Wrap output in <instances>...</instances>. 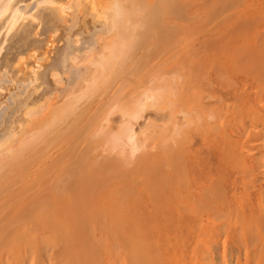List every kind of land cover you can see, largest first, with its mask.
Segmentation results:
<instances>
[{"label": "bare ground", "instance_id": "obj_1", "mask_svg": "<svg viewBox=\"0 0 264 264\" xmlns=\"http://www.w3.org/2000/svg\"><path fill=\"white\" fill-rule=\"evenodd\" d=\"M81 3L70 23L68 0H0V264H24L28 257L38 258L36 264L47 258L52 264H192L200 251L210 249L216 228L233 236L237 264H264V150L255 158L253 148H234L237 141L206 144L211 137L202 129L203 115L210 107L204 102L194 111L184 109L189 100L184 102L185 78L194 73L183 65L187 44L182 34L200 27L199 0ZM35 27L39 29L33 33ZM248 33L243 35L254 36ZM72 36L80 48L75 53ZM178 47L174 57L154 53ZM134 48L150 54L133 53ZM262 59L258 61L264 65ZM69 61L75 68L64 79ZM260 69L264 74V67ZM19 70L24 73L17 74ZM248 76L244 90L249 97L254 85L262 89L264 79ZM51 78L63 89L58 94L50 95ZM1 91L9 93L3 96ZM257 91L254 102L260 98ZM168 118L171 126L159 124ZM144 123L151 129L148 137L142 134ZM189 125L195 127L187 130ZM191 132H197L203 150ZM230 171L245 186L246 177L256 178L250 185L254 190H239L240 182L230 181ZM234 190L243 191V197ZM210 212L218 219L225 215L229 224H205L208 218L212 223ZM104 253L112 260L103 261Z\"/></svg>", "mask_w": 264, "mask_h": 264}, {"label": "rangeland", "instance_id": "obj_2", "mask_svg": "<svg viewBox=\"0 0 264 264\" xmlns=\"http://www.w3.org/2000/svg\"><path fill=\"white\" fill-rule=\"evenodd\" d=\"M55 1H59V2H62V1H67V0H55ZM69 1V6H70V9L68 10V11H66V13L67 14H69L70 15V18L68 19L69 20V22L70 23H72L73 22V20H72V17L74 18L76 15H77V12H76V5H77V3H78V1L79 0H68ZM82 1V3H83V1L84 0H81ZM99 1H101V0H99ZM191 0H189V2H190ZM216 1V2H215ZM245 1V0H244ZM244 1H241V0H199V6H200V15H199V19H198V25H199V23H200V27H198V29L196 30V31H194V30H188V31H186V32H184L183 34H182V39H184L183 41L185 42L184 43V45H186L187 44V46H186V48H185V46H184V48L185 49H182V60L183 61H185V60H187V63H186V61L185 62H183V65L187 68V69H191V70H188L187 71V73H190V74H192V73H194L193 75H194V77L192 76L191 77V75L189 76V74L188 75H186V73H185V75H186V78H185V80H187V82L185 81L184 83V88H185V92H186V95H185V93H184V102L186 101V100H188L187 102H185V107H184V109H186L187 111H190L192 108H197V109H199V107L200 106H198V107H196L195 105H197V104H203L204 102L205 103H207L208 105H206V106H208V108H209V114L206 112V111H204V115H203V117H204V123H205V125H204V127L202 128V129H204V130H206L208 133V138L209 137H211V140H210V142L208 141H206V144L207 143H209V145L211 144V142H212V146H217V145H220L221 144V142L222 141H230V143L231 144H235L236 143V141H237V144H236V146L234 147V148H236L237 147V145H238V149L240 150L242 147H244V148H242L240 151H244L246 148L248 149V147H250L251 149H252V153H250V154H254V155H256L257 154V156H255V158H258L259 156H260V154L258 155V153H259V151H260V153L262 152V150H264V141L263 142H261L262 141V139L264 138V137H262V135L264 136V120H262L263 118H264V85H262L261 87H262V89L261 90H259L258 89V91H257V88H256V86L254 85V88L252 89V93H251V95L248 97V95H247V92L248 91H245L244 90V84L246 83V81L244 80V78L245 79H247V77H249L248 75L250 74L252 77H256L257 79L259 78V80L261 79V81H262V79H264V74H262L261 75V72H263V71H261V67H264V65H262L263 64V57H264V53H263V56H261L260 55V53H262V52H264V48H263V50H261V45L262 46H264L263 44V42H264V38H263V36H264V1L263 0H246L245 2ZM219 2V3H218ZM243 2V3H242ZM247 2H248V4L249 3H251V6L250 5H246V6H248V8L249 7H253V8H251L250 10L248 9V8H246L245 9V6H244V3H246L247 4ZM81 3V4H82ZM204 3V4H203ZM210 3V4H209ZM212 3H215V4H212ZM243 5H242V4ZM258 3V4H257ZM84 4V3H83ZM83 4H82V6H83ZM103 4L104 3H99V7H102L103 6ZM205 5V6H204ZM210 5V6H209ZM214 5V6H213ZM252 5H254V6H252ZM259 7H258V6ZM47 7H49V8H52V7H54L52 4L51 5H46ZM207 6V7H206ZM213 7V9H214V11H213V9H212V7ZM216 6V7H215ZM244 7V9L246 10V13H245V11H243L242 12V9H243V7ZM211 7V8H210ZM206 8V9H205ZM216 8V9H215ZM205 9V10H204ZM239 9H240V11H239ZM243 9V10H244ZM258 9V10H257ZM261 9V10H260ZM75 10V11H74ZM207 10H209V11H207ZM256 11V14H254V12ZM252 11H253V14H252ZM257 11H259L258 13H257ZM208 14H207V13ZM213 12H215V13H213ZM241 12V13H240ZM261 12V13H260ZM263 12V13H262ZM212 13V14H211ZM250 13V15H248ZM260 13V14H259ZM206 14V15H205ZM215 14V15H214ZM235 14V15H234ZM243 14L245 15V16H243ZM252 14V15H251ZM257 14H258V17L257 18H254V17H256L257 16ZM211 15V16H210ZM256 15V16H255ZM208 18H207V17ZM231 16V17H230ZM239 16V18H238V20L239 21H237L236 19H237V17ZM251 16H252V20H253V22H251L252 20H250L249 19V22H251V23H249L248 22V20H246V19H248V18H251ZM209 17H212L211 18V20H210V18ZM244 17V18H243ZM245 17H248V18H245ZM230 18V19H229ZM260 18V19H259ZM206 19V20H205ZM263 19V20H262ZM202 20H204V22L202 21ZM234 20H236V21H234ZM243 20H246V21H243ZM254 20H256V21H254ZM213 21V22H212ZM240 23V24H238V23ZM246 22H248L249 24H247ZM259 22H261L260 24H259ZM243 23L245 24V26L243 25ZM258 23V24H257ZM239 25V27H238V25ZM251 24L252 25H258L256 28H254L255 26H252V28H254L253 29V31L250 29L251 28ZM234 25H236V27L234 26ZM240 25L242 26V28L244 27V29L243 30H241L242 28L240 27ZM246 25H249V26H246ZM238 28L241 30V31H239L238 32ZM39 29V27H35V29L33 30V33H35L37 30ZM258 30H259V32L263 35H259L258 33ZM236 31V32H235ZM251 32L250 34L248 33V32ZM192 34V35H190V33ZM198 32V33H197ZM211 32V33H210ZM233 34H232V33ZM253 32H254V34H253ZM258 32V33H257ZM203 33V34H202ZM243 33H245V34H249L250 36L253 34L254 36H252V37H254V38H252V40H253V43H252V41H251V38H248L247 36H244L243 35ZM201 34V35H200ZM232 34V35H231ZM258 34V35H257ZM44 35H45V33H44ZM208 35H209V37H208ZM214 35V36H213ZM229 35H230V37H229ZM236 36V38H234ZM238 36V37H237ZM258 36H260V37H258ZM242 37H247L246 39L245 38H242ZM192 38V39H191ZM222 38V39H221ZM257 38V39H256ZM77 37L76 36H72L71 37V41H70V46H71V50H72V53H75V52H77V51H79V43H77ZM229 39V40H228ZM235 39V40H234ZM250 39V40H249ZM240 40V41H239ZM244 41V43H243V41ZM257 40V41H256ZM261 40H263V42L261 41ZM80 41L82 42H86V38H81L80 39ZM192 41V42H191ZM251 41V42H250ZM191 44H190V43ZM193 42H194V44H193ZM206 42V43H205ZM208 42V43H207ZM243 43V46L241 47V45L240 44H242ZM252 44L251 46L248 44ZM259 42H261L260 44H259ZM196 43V44H195ZM223 43V44H222ZM254 43L256 44V45H254ZM188 44H190V45H188ZM193 44V45H192ZM230 44V45H229ZM199 45L201 46V47H199ZM232 45V46H231ZM234 45V46H233ZM259 45V49H260V53L258 54V48H256V46H258ZM197 46L199 47V48H197ZM205 46V47H204ZM237 46H238V48H237ZM246 46V47H245ZM190 48V49H188V48ZM193 47H194V49H193ZM232 47V48H231ZM233 47H235L236 49H234ZM256 49H255V48ZM249 48V49H248ZM254 48V49H253ZM187 49V50H186ZM191 49L194 51V50H196L195 51V53L192 51L191 52ZM198 49V50H197ZM238 49H239V51L242 53V52H244L243 54H242V57L240 56L241 55V53L240 52H238ZM242 49V50H241ZM251 49V50H250ZM258 49V50H257ZM134 50H135V48H134ZM133 50V51H134ZM185 50H186V53H185ZM211 50V51H210ZM168 51V52H167ZM178 51H179V47L178 48H166V49H162V50H156V51H154V53L155 54H157V53H160L162 56H165V57H167V56H175L174 54H177L178 53ZM190 53H189V52ZM199 51V52H198ZM233 51H235L234 52V54H232L231 55V53L233 52ZM257 51V52H256ZM136 52H140V53H143V54H147V53H149L150 54V50H148V49H141V50H139V51H137V50H135L133 53H136ZM163 52V53H162ZM184 52V53H183ZM246 52V53H245ZM168 53H170L169 55H168ZM259 55V58L260 59H262V64L258 61L259 60V58H258V60L256 59L257 57H258V55ZM164 54V55H163ZM166 54V55H165ZM186 54H188L187 56H190V57H188V58H186L187 56H186ZM192 55H194V56H192ZM233 55H234V58L232 59V57H233ZM249 55V56H248ZM231 56V57H230ZM246 56V57H245ZM192 57V58H191ZM235 57H237V58H235ZM183 58H185V59H183ZM240 58V59H239ZM246 58V59H245ZM216 59H217V61H216ZM231 59V60H230ZM237 59H238V61L240 62H237ZM251 59V60H250ZM245 60H247V63H248V60H250L249 62H250V64H249V66H251V68H248L249 66L247 65V63L245 64ZM257 60V61H256ZM193 61V62H192ZM221 61H223V62H221ZM235 61V62H234ZM241 61H243V62H241ZM261 61V60H260ZM212 64V66H211V64ZM215 62H217V64H215ZM219 62H221V63H219ZM201 63V64H200ZM223 63V64H222ZM231 64V65H229V64ZM188 64V65H187ZM200 64V65H199ZM207 64V65H206ZM242 64V65H241ZM190 65V66H189ZM204 65V66H203ZM225 65H226V68H225ZM229 65V66H228ZM235 65H238V66H235ZM248 67H247V66ZM200 66H201V69H200ZM231 66V67H230ZM242 66V67H241ZM244 66V67H243ZM189 67V68H188ZM193 67H196V69L197 68H199V69H194ZM205 67V68H204ZM229 67H230V69H229ZM254 67V68H253ZM75 68V66L69 61L68 63H67V65H66V67H65V71H63V75H62V77H64V79H65V77H66V75H70L71 73H72V71H73V69ZM185 68V69H186ZM211 68V69H210ZM232 68H236L237 69V71H238V73H236V71H234V70H236V69H232ZM249 69V71H247L248 69ZM252 68H253V70H254V72L253 71H251L252 70ZM186 69V70H187ZM195 70V71H194ZM230 70H232V74H233V76H236V77H233L232 76V74H231V71ZM244 70H246L247 72H249V74H247V72L246 73H243L244 72ZM191 71V72H190ZM194 71V72H193ZM197 72V73H196ZM234 72V73H233ZM240 72V73H239ZM253 74H252V73ZM24 72L23 71H21V70H19L18 71V73L17 74H19V75H21V74H23ZM201 73V74H200ZM242 73V74H241ZM254 73H256V74H254ZM217 74L219 75V77L217 76ZM222 74V75H221ZM245 74H246V76H245ZM255 75V76H254ZM22 78H23V76H21ZM198 79H197V78ZM250 78V77H249ZM63 79V80H64ZM256 79V80H257ZM189 80V81H188ZM190 80H191V82H190ZM228 81V82H227ZM233 81V82H232ZM239 81V82H238ZM264 81V80H263ZM50 84H51V86L50 87H53V88H51V90H52V93L50 94V95H55V94H58L59 93V91L60 90H63L61 87H59L58 85H56V83L54 82V80L51 78V80H50ZM64 82H66L65 80H64ZM189 82V83H188ZM259 81L257 80V83H258ZM198 85H197V84ZM232 83V84H231ZM262 84H264L263 82H261ZM261 83H258V85L259 84H261ZM190 84V85H189ZM191 84H192V86H191ZM231 84V85H230ZM256 84V83H255ZM170 85H171V88H173V85L175 86L176 85V83L173 81L172 83H170ZM188 85H189V87H188ZM200 85H201V87H200ZM235 85H237V87L235 86ZM257 85V84H256ZM185 86H187V88L185 87ZM57 87H58V90H57ZM231 87V88H230ZM233 91H231L230 89ZM239 89L238 91H240V92H238L236 89ZM38 89V88H37ZM189 89V90H188ZM193 89V90H192ZM212 89V90H211ZM201 90V91H200ZM244 90V91H243ZM190 92V93H188V92ZM209 91V92H208ZM256 91H257V93L259 92H261L260 93V95H259V93L257 94L258 95V98H259V96H260V98L258 99V101L257 102H254V101H256L257 100V96L255 95V93H256ZM192 92H193V94H192ZM199 92V93H198ZM239 94H238V93ZM255 92V93H254ZM9 93V91H1V94H3V96H5V95H7ZM194 93H196V94H194ZM235 93H237L236 95H235ZM191 94V95H190ZM198 94V98L196 99V95ZM201 94V95H200ZM243 94V95H242ZM240 95V96H239ZM190 96H191V98H190ZM193 96V97H192ZM201 96L203 97V98H201ZM214 96V98H212ZM230 96H232V97H230ZM244 96V97H243ZM256 96V97H255ZM189 97V98H188ZM195 97V98H194ZM211 97V98H210ZM239 97H241V98H239ZM186 98V99H185ZM231 98V99H230ZM237 98H238V100H237ZM202 99H204L203 101H202ZM191 100H193V102H191ZM194 100H196V101H194ZM214 100V101H213ZM220 100H222V101H220ZM233 100V101H232ZM259 100L261 101V102H259ZM201 101V103H199ZM191 102V103H190ZM198 102V103H197ZM215 104H214V103ZM259 102V103H258ZM211 105H210V104ZM235 103V104H234ZM249 103V104H248ZM188 104H192L191 106L190 105H188ZM228 105H229V107H228ZM242 105H243V107H242ZM251 105H252V107L254 108V110L253 109H251L252 107H251ZM236 106H240V108H238V107H236ZM250 106V107H249ZM189 108V109H188ZM207 108V109H208ZM213 108H214V110H213ZM251 109V110H250ZM192 111H194V109H192ZM214 111V112H213ZM226 111H227V113H226ZM191 112V111H190ZM206 112V113H205ZM220 112V113H219ZM225 114H224V113ZM237 112H239L240 114H238ZM260 114H262V115H260ZM212 115H211V114ZM222 113V114H221ZM253 113H255L254 115H253ZM205 114H207V115H205ZM217 114H219V115H217ZM224 114V115H223ZM236 116H235V115ZM256 114H258V115H256ZM209 115H211L212 116V118L210 117L209 118ZM238 115H239V117H238ZM253 115V116H252ZM226 116V117H225ZM228 116V117H227ZM235 116V117H234ZM257 116V117H256ZM260 116V117H259ZM261 116H262V119H261ZM250 117V118H249ZM179 118H180V123H183V117H182V115L181 116H179ZM213 118H215V119H213ZM235 118V119H234ZM236 118H237V120H236ZM244 118V119H243ZM253 118L255 119V122H254V120H253ZM257 118H260V119H258L257 120ZM170 118H168V119H166V120H164V121H162V123L161 122H159V124H161V125H163L164 127H169V126H171V119L169 120ZM209 119V122L207 121ZM217 119V120H216ZM169 120V121H168ZM218 120H220V123H219V121ZM221 120H222V122H221ZM227 120L229 121V123H230V125H229V123H227ZM236 120V121H235ZM243 120V121H242ZM252 120V121H251ZM212 121V122H211ZM224 121H226V122H224ZM247 121V122H246ZM262 121V124L261 123H259V122H261ZM166 122V123H165ZM169 122V123H168ZM208 122V123H207ZM242 122V123H241ZM163 123H165V124H163ZM179 123V124H180ZM215 123H216V125H215ZM224 123V124H223ZM208 124H210V126L208 125ZM219 124V125H218ZM225 124H227V125H225ZM146 124L144 123V125H143V127H142V134H144V135H146L147 137L148 136H150V134H151V129H149V127H147V126H145ZM181 125H184V124H181ZM238 125V126H237ZM243 127L242 129H240L241 128V126ZM178 126H180V125H178ZM189 126H190V128H189ZM188 127H186V128H188L187 130H192L193 129V127H195L194 125H189ZM229 126H230V128H229ZM236 126V127H235ZM207 127V128H206ZM218 127V128H217ZM233 127V128H232ZM246 127H247V129H246ZM175 128H177L176 126H175ZM237 128V129H236ZM259 130H257V129ZM260 128H262L261 130H260ZM208 129V130H207ZM210 129V130H209ZM222 129H223V131H222ZM231 129V130H230ZM256 129V130H255ZM144 130V131H143ZM147 130V131H146ZM227 130V131H226ZM199 131V130H198ZM197 131V132H198ZM215 131H217L218 133H216ZM197 132H195V133H197ZM237 132V136L236 135H233V133H236ZM192 133V136L194 137L193 138V142H196V143H198V146H199V148L200 149H202V148H204V144L203 143H201V140H200V137L197 135H195V133L194 132H191ZM224 133H226L225 135L226 136H223L224 135ZM238 133H240L239 135H238ZM243 135H242V134ZM250 133H252L251 135H252V138H254L255 139V141H254V139H253V141H251L250 142ZM255 133H257V134H255ZM206 134V135H207ZM213 135V137L211 136V135ZM215 134H216V136H218V137H216L215 136ZM228 134V135H227ZM222 135V136H221ZM245 135V136H244ZM261 135V137H259ZM234 136H235V138H234ZM255 136H257L256 138H255ZM197 137H199V138H197ZM237 137V138H236ZM216 138V139H215ZM227 138V139H226ZM247 138H248V140H247ZM207 139V138H206ZM257 139V140H256ZM258 139H261V141L260 140H258ZM197 140V141H196ZM218 141L217 143H213L214 141ZM232 140H234L233 142H232ZM246 140V141H245ZM264 140V139H263ZM200 141V142H199ZM257 141V142H256ZM246 142H248L247 144H248V146H246V144H244V143H246ZM250 142V143H249ZM260 142V143H259ZM202 145H201V144ZM219 143V144H218ZM215 144V145H214ZM241 144V145H240ZM263 144V145H262ZM243 145V146H242ZM262 145V146H261ZM244 149V150H243ZM246 149V150H247ZM203 150V149H202ZM215 150H216V148H215ZM204 151H206L205 149H204ZM254 152V153H253ZM257 152V153H256ZM233 153L234 152H232V154H230V155H233ZM236 154H238V153H236ZM231 172V171H230ZM259 173L261 172V173H263V169H261V171H258ZM237 173V172H236ZM236 173H235V171L234 172H231L230 173V181H232L233 179L237 182H240V183H238L239 185H237V187H238V189H239V187L243 190V187H245V188H248L249 189V192H252V190H254V189H252V188H250V185H251V183L252 182H254V181H256L255 179H254V181H252L253 180V178L251 179V177H250V179H251V181L250 180H248V177H246V179H244L243 181H244V183H246V184H248L249 185V187H248V185H244V184H242L241 183V179H239L240 178V176H237L236 175ZM227 175H229V173L227 174ZM233 175V176H232ZM237 177H239V178H235L236 176ZM257 174H255V177H257L256 176ZM228 177L229 176H227V179H228ZM258 178V177H257ZM247 180L249 181V183L247 182ZM242 184V185H241ZM244 185V186H243ZM256 187H258L257 185H255ZM236 187V188H237ZM241 189H239V190H241ZM262 189L263 190H261L262 192H261V197L263 198V200H264V197H263V194H264V184H263V186H262ZM235 190H237V189H235ZM234 190V193L235 194H237L238 195V197L239 198H241V197H243V191H241L240 193H239V190L238 191H235ZM239 193V194H238ZM242 193V194H241ZM231 195V194H230ZM237 195H236V197H237ZM216 212V211H215ZM214 212V213H215ZM211 213V212H210ZM217 213H219V212H216L215 213V216H220V214H217ZM212 214V213H211ZM225 214V213H224ZM224 214H221V216L222 215H224ZM213 215V219H211L210 221H212V223L211 222H209V218L208 219H205L206 220V223L205 224H208L209 226H210V224H214L213 226H211L212 228H214V227H218V226H224V224H229V223H227V222H230V220L229 221H227V219H225V218H227V217H221V219L219 218H217V217H215L214 216V214H212ZM210 217V216H209ZM217 218L218 220H216L215 218ZM222 218H224V219H222ZM220 220V221H219ZM221 227V228H222ZM225 227V226H224ZM218 228H216L215 230H216V234H218L217 236H216V234L214 235V242L212 243V246L211 245H209L210 246V249H207L209 246L208 245H206V251H203V253H202V251H200L201 252V254L199 253V255L195 258V260L193 261V263L192 264H237L236 262H237V256L238 255H236L237 254V252H232V250H235L234 249V245L235 244H233L234 243V241H231V239L233 238V236L231 235L230 236V233L229 234H227L226 232L223 234V230L224 229H222V231H221V229H218V230H220V231H218L217 230ZM220 232V233H219ZM9 234L10 233V230H9V232H6L5 234ZM5 234H4V236H5ZM7 234V235H8ZM215 236H216V238H215ZM217 240V241H216ZM232 242V243H231ZM213 248V251H210V250H212V248ZM214 250H215V252H214ZM223 250V251H222ZM240 250L241 251H243L242 253L244 254V249L241 247L240 248ZM44 252V251H43ZM42 252V253H43ZM204 252H206V253H204ZM241 253V252H240ZM241 253V254H242ZM104 254H106V253H104ZM205 254H209V256L208 255H205ZM239 255V259H240V262H242L243 261V259H245L244 258V256H243V254L242 255ZM108 254H106L105 255V257L103 258V261H104V259H108V261L110 260L109 259V257H111L110 255L109 256H107ZM44 256H45V258H46V253H44ZM223 256V257H222ZM243 256V257H242ZM108 257V258H107ZM208 257V258H207ZM33 260H32V259ZM28 257V260H30V261H28L27 259V261H24V264H36V262L38 261V258H36V257H34V258H36V260L33 258V257ZM112 258L113 257H111V260H112ZM46 260H47V262H46ZM44 259V262L42 261L41 262V260H39V264H52V262H50L49 260H48V258L47 259ZM110 260V261H111ZM211 260V261H210ZM31 261H33V263L31 262ZM29 262V263H28ZM31 262V263H30ZM18 264V263H14V262H12L11 261V264ZM112 264V263H111ZM243 264H244V262H243Z\"/></svg>", "mask_w": 264, "mask_h": 264}]
</instances>
